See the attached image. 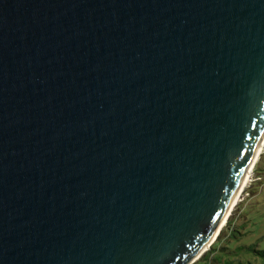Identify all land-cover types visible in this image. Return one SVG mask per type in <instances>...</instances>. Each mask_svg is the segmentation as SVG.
<instances>
[{
	"label": "water",
	"instance_id": "95a60500",
	"mask_svg": "<svg viewBox=\"0 0 264 264\" xmlns=\"http://www.w3.org/2000/svg\"><path fill=\"white\" fill-rule=\"evenodd\" d=\"M262 143L264 0H0V264H193Z\"/></svg>",
	"mask_w": 264,
	"mask_h": 264
},
{
	"label": "rangeland",
	"instance_id": "374dc122",
	"mask_svg": "<svg viewBox=\"0 0 264 264\" xmlns=\"http://www.w3.org/2000/svg\"><path fill=\"white\" fill-rule=\"evenodd\" d=\"M261 153H264V146ZM261 153L260 155H262ZM260 155L259 157H261ZM259 157L258 159H260ZM231 219H235L236 227L232 231L231 237L223 240L221 244L219 243L217 249L224 245L229 247L232 252L226 254L225 250H219V253L237 259L251 260L255 264H264V256L256 251L257 249L264 250V154L260 163V170L254 167L251 180L246 185L240 200L235 205L223 228L226 229L227 223ZM228 227L223 233L224 235L230 231V227L233 225ZM209 250H211V246L194 263Z\"/></svg>",
	"mask_w": 264,
	"mask_h": 264
},
{
	"label": "trees",
	"instance_id": "16d2710c",
	"mask_svg": "<svg viewBox=\"0 0 264 264\" xmlns=\"http://www.w3.org/2000/svg\"><path fill=\"white\" fill-rule=\"evenodd\" d=\"M260 155L261 157H259L260 159H258L255 168L257 170H260V163L263 159V154ZM228 226L229 225H233V227H230V231L224 235L223 233L225 232L226 229H228L229 227L227 226L226 229L223 228L222 231L219 233V235L217 236L216 240L211 244V250L207 251L197 262H195L194 264H255L253 263L251 260H243L241 258L237 259L231 256H224L222 254L219 253V250H225L226 254H229L232 252L231 249H229V247L221 245L219 246L220 248L217 249V245L220 243H222L223 240H226L228 238L231 237L232 235V231L235 229L236 224H235V219L234 220H229V222L227 223ZM259 254L264 256V250H256Z\"/></svg>",
	"mask_w": 264,
	"mask_h": 264
},
{
	"label": "bare ground",
	"instance_id": "6f19581e",
	"mask_svg": "<svg viewBox=\"0 0 264 264\" xmlns=\"http://www.w3.org/2000/svg\"><path fill=\"white\" fill-rule=\"evenodd\" d=\"M263 146H264V143H262V144L260 145V147H259V152H258V156L255 158L254 162H253V163L251 164V166L248 168V170H247V172H246V174H245V176H244V178H243V180H242V182H241V184H240V187H239L238 190H237V193H236V196H235V200H234V202H233V204H232V206H231L229 212L226 214V216L224 217L222 223L218 226V228H217L216 231L214 232V235L212 236V239H210V240L207 242V244L202 248V250H201L202 253H203L208 247H210L211 244L215 241V239H216L215 236L217 235L218 230L220 229V227H223V226H224L223 224H224L225 219L227 220V219L229 218V216L231 215L232 210L234 209L235 205H236V204L238 203V201L240 200L241 195H242V193H243V191H244L246 185H247V184L249 183V181L251 180L252 172H253V170H254V167H255V164H256V162H257V160H258V157H259V155H260V153H261V151H262V149H263Z\"/></svg>",
	"mask_w": 264,
	"mask_h": 264
}]
</instances>
